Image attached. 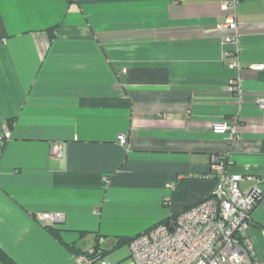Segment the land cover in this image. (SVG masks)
I'll return each mask as SVG.
<instances>
[{
    "label": "crops",
    "instance_id": "0c3cea01",
    "mask_svg": "<svg viewBox=\"0 0 264 264\" xmlns=\"http://www.w3.org/2000/svg\"><path fill=\"white\" fill-rule=\"evenodd\" d=\"M227 1L0 0V249L17 264H74L40 213H62L53 228L82 252L88 234L101 246L173 221L214 190L213 156L264 190V70L249 69L264 65V4ZM233 13L237 46L214 31ZM234 120L237 137L214 130ZM247 234L264 264V197Z\"/></svg>",
    "mask_w": 264,
    "mask_h": 264
},
{
    "label": "built area",
    "instance_id": "2783aa9c",
    "mask_svg": "<svg viewBox=\"0 0 264 264\" xmlns=\"http://www.w3.org/2000/svg\"><path fill=\"white\" fill-rule=\"evenodd\" d=\"M239 0H228L223 8L235 9ZM214 31L221 36L225 44L238 45L240 28L235 16H225L214 26ZM239 49L227 52L230 59L228 67L241 70L238 61ZM250 70L262 71L264 65L249 66ZM228 92L243 102V90L238 76L228 82ZM257 107L264 110V97L255 100ZM214 130L233 139L238 136L236 121L219 122ZM1 142L10 139L7 129L2 131ZM120 145L126 144V136L119 135ZM59 157L60 146L55 147ZM208 178H215L216 186L212 193L189 209L179 213L169 224H156L134 237L127 248L129 264H261L255 257L248 238L250 214L256 200L264 196V190L257 185L242 191L239 184L244 180L240 175H229L226 162L213 156L210 161ZM254 180L253 178H245ZM38 220L45 226H55L64 220L60 212L37 214ZM74 264H121L112 263L94 253L73 257Z\"/></svg>",
    "mask_w": 264,
    "mask_h": 264
},
{
    "label": "trees",
    "instance_id": "16d2710c",
    "mask_svg": "<svg viewBox=\"0 0 264 264\" xmlns=\"http://www.w3.org/2000/svg\"><path fill=\"white\" fill-rule=\"evenodd\" d=\"M54 29H51L49 31H53ZM221 160L225 161L224 159L220 158ZM178 215V214H177ZM175 215L173 217L176 218ZM170 223V220H166V221H162L158 224H169ZM46 231L47 233L53 237L54 239H57L56 241L64 248L66 249L69 253L73 254V256H79V255H86L88 254V251L86 252H82L81 250L77 249V248H74V245L71 244V245H68V244H64L62 242V240L60 239V234H59V230H56L54 229L53 227L51 226H46ZM85 233H80L81 236H83ZM136 237V236H135ZM134 238V237H133ZM133 238H123V237H118V238H115V240H117V245L118 247L122 246V245H126L128 246V244L130 243V241L133 239ZM94 253L98 254L99 257L101 258H105L108 254V252L104 251L101 246H100V243H99V240H98V237L95 238V242L93 244V247H92ZM0 264H17L8 254H6L3 250L0 249Z\"/></svg>",
    "mask_w": 264,
    "mask_h": 264
},
{
    "label": "rangeland",
    "instance_id": "374dc122",
    "mask_svg": "<svg viewBox=\"0 0 264 264\" xmlns=\"http://www.w3.org/2000/svg\"><path fill=\"white\" fill-rule=\"evenodd\" d=\"M256 1L258 3H253L252 8L256 9V12L259 13L262 2L264 4V0H256ZM91 235L92 234L87 235L86 237L87 240H80L81 241L80 246L85 247L86 250H88L95 242V240H90L92 238ZM101 248L104 251L108 252L107 256L104 258L107 261L112 263L120 262L121 264H129V259H126L127 256L129 255L127 246L122 245L118 247L117 240H115V238H105V240H102ZM46 264H51V262L48 261Z\"/></svg>",
    "mask_w": 264,
    "mask_h": 264
},
{
    "label": "water",
    "instance_id": "95a60500",
    "mask_svg": "<svg viewBox=\"0 0 264 264\" xmlns=\"http://www.w3.org/2000/svg\"><path fill=\"white\" fill-rule=\"evenodd\" d=\"M263 197H264V196H263ZM261 200H262V198H261ZM261 200H256L254 207L259 206V204L261 203ZM253 209H254V208H253Z\"/></svg>",
    "mask_w": 264,
    "mask_h": 264
}]
</instances>
